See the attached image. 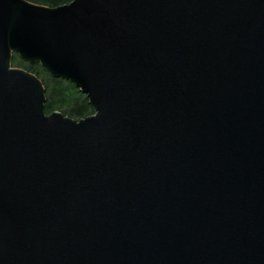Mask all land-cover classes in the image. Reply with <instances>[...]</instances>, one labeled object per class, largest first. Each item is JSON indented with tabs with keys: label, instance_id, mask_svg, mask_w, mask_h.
<instances>
[{
	"label": "water",
	"instance_id": "1",
	"mask_svg": "<svg viewBox=\"0 0 264 264\" xmlns=\"http://www.w3.org/2000/svg\"><path fill=\"white\" fill-rule=\"evenodd\" d=\"M0 264H264V0H0Z\"/></svg>",
	"mask_w": 264,
	"mask_h": 264
},
{
	"label": "trees",
	"instance_id": "2",
	"mask_svg": "<svg viewBox=\"0 0 264 264\" xmlns=\"http://www.w3.org/2000/svg\"><path fill=\"white\" fill-rule=\"evenodd\" d=\"M31 3L47 6L52 9L70 5L75 0H27ZM13 68L23 69L41 80L45 88V113L52 115L60 112L65 117L80 121L95 115L89 98L75 84L70 81L53 77L41 64L25 62L17 55H13Z\"/></svg>",
	"mask_w": 264,
	"mask_h": 264
},
{
	"label": "rangeland",
	"instance_id": "3",
	"mask_svg": "<svg viewBox=\"0 0 264 264\" xmlns=\"http://www.w3.org/2000/svg\"><path fill=\"white\" fill-rule=\"evenodd\" d=\"M15 69H17V68H15ZM21 70V69H20Z\"/></svg>",
	"mask_w": 264,
	"mask_h": 264
}]
</instances>
